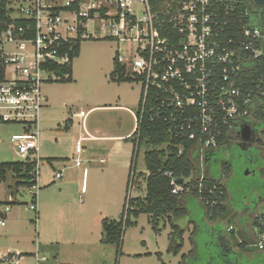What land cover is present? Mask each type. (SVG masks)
Listing matches in <instances>:
<instances>
[{
  "label": "built area",
  "instance_id": "2783aa9c",
  "mask_svg": "<svg viewBox=\"0 0 264 264\" xmlns=\"http://www.w3.org/2000/svg\"><path fill=\"white\" fill-rule=\"evenodd\" d=\"M136 2L141 6L140 17L131 10ZM0 3V124L23 125V134L12 136L10 147L18 162L33 164L28 193L32 196L29 209L34 212L39 116L47 101L41 87L67 80L66 69L83 41L116 39L136 44L127 57L117 50V62L124 67L125 76L141 83L136 127L150 97L154 98L151 111L163 115L171 134L191 142L199 181L206 176V158L222 148L233 132L246 125H264V75L245 88L240 77L244 65L262 56L264 34L245 26L235 33L234 0H160L157 10L150 0ZM79 116L85 120L87 113L81 111ZM82 142L75 143L76 167L82 164ZM54 177L59 180L62 174ZM134 177L132 172L129 193ZM170 186L173 195L182 190L174 179ZM129 198L128 194L126 208ZM255 229L254 246L264 251V232ZM226 232H233V227H226ZM44 261L45 257L35 259L36 264Z\"/></svg>",
  "mask_w": 264,
  "mask_h": 264
},
{
  "label": "rangeland",
  "instance_id": "374dc122",
  "mask_svg": "<svg viewBox=\"0 0 264 264\" xmlns=\"http://www.w3.org/2000/svg\"><path fill=\"white\" fill-rule=\"evenodd\" d=\"M242 1L249 6L251 11H255L258 8L251 0ZM131 10L138 17L142 14L141 6L138 2L132 5ZM128 36L129 35H127V37ZM135 48L136 44L131 40L118 41L116 39H101L83 41L79 46L78 56L72 61V80L70 82H51L42 85L41 93L47 101L46 105L42 107L39 116L38 181L34 190L36 192V202L38 201L39 211L37 232L40 231L41 237H38L34 231V225L30 221L34 220L36 214L29 209L32 196L28 193V187L19 188L17 199L20 203L26 204H19L17 207L12 205V208L17 210L19 218L24 220L27 224L29 234L25 236V238H20L12 234L11 236H6L5 239L2 237L3 234L0 227V247L8 244L21 246L27 243L29 248H23L22 250L31 252L33 250L32 246H36L35 243L37 241L42 246L54 241H63L64 238L58 240V232L64 233L67 226L64 222L60 224L58 219L56 220V217H54L53 220V217L50 216L54 215V213L56 214V207L54 208V206L56 205L55 202H57L56 197H59L60 193H62L60 189L63 191L66 187H69V193L66 194L64 204L68 203L71 212L70 215H72L70 218L73 219L76 218L77 215L76 209L80 196L86 205L93 206L95 202L103 197L97 189H103L105 186H109L113 189L115 188V178L110 180L109 175L103 178L99 174H95L100 168V165L95 162H93L92 166L97 168L87 175L86 195L79 189V185L81 184L79 178L80 170L74 172L73 179L71 180L68 178L70 172L66 171L64 168L63 177L61 179H53V175L57 169L64 167L62 164L65 166L70 164L68 163L70 162L68 158H70L69 153H71L70 149L72 147L71 135H68V132L64 129L69 117L72 118L74 124L79 127L80 121L76 119L75 116L80 118V111L87 113L94 107H113L122 105L131 108L135 114H137L141 94V83L138 81L115 83L109 80L113 72V58L115 52L118 50L123 57H127L130 50L134 52ZM75 79L76 82L74 81ZM86 120L90 128L103 125L102 127L107 131H117V129L120 131L119 129H122V127L128 128L132 126V120L130 118L127 119V115L117 109L116 111H91V113L87 115L85 122ZM74 132H78V129H74ZM21 134H23V125L21 124H0V163L18 162V157L10 147V139L12 136ZM131 143H133V141H131ZM149 147L142 141L139 146L136 145L134 148L130 166V172L135 174L133 182L134 187L130 193L129 190H126L125 198L128 194L132 200L137 197L142 198L145 195V183L140 179L139 174L147 173L144 156L145 152L149 150ZM88 151H90L88 146L86 147L82 142V153L80 155L82 161L86 160V158L88 160L90 157L97 160L99 159L100 156L98 155V151L94 152V150L90 156ZM49 164L52 165L50 166ZM86 165L89 166V163ZM213 170L217 171L214 165ZM246 170L247 167L244 165H232L231 172L225 179H222V183L227 181L229 186L226 204L228 205L232 197V203L230 205L232 206L234 203L237 205V208L241 207L237 210L244 208V197H264V186L261 185V181L257 180L252 174L248 173V175H246ZM130 172L129 176L131 174ZM204 172L206 173V170ZM193 176L194 173L191 174L189 179ZM262 176L264 178V175ZM128 179L130 180L131 178L129 177ZM46 180H50V183H54L46 188L40 187L39 182L42 183ZM67 180L72 184H67L62 187ZM107 180H109V182ZM2 184L4 194L7 183L5 182ZM254 185H257L258 188H253ZM253 190H256V195L252 193ZM251 193L254 194L252 197L250 196ZM5 197V195H2L1 199H5ZM43 198H48L50 203L55 204H53V206L51 205V207H43L41 205ZM247 207L248 206L245 204V208ZM62 209L65 210V207ZM120 209L121 208H119V211ZM233 211H230L225 220L220 222L222 227L226 228L225 222L228 225L227 227L233 225V241H249L248 238H250L256 244L257 230L253 227V222L255 217L264 214V201L260 199L257 208L251 212L246 209L244 212ZM114 217L117 218V216ZM127 218V225L126 220L124 221L123 218H118L119 221L123 219L122 228H124L121 255L117 257L118 249L115 245L106 247L99 245L96 250L91 249L88 251L87 264H177L179 256L187 253V251L191 249L189 239H187V237H190L188 236L189 233L187 230L182 236L185 244L180 250V254L178 253V256H174L173 243L171 237H168L172 229L166 221H159V232L157 233L153 231L148 224L147 215L140 214L136 217L130 211L128 212ZM175 221H177L175 224L178 223L177 225L179 227L181 226V229H186L184 228L187 225V219L185 217H181ZM203 237L204 238H201L197 244L198 251L205 260L206 247L204 245L208 242V238L207 236ZM53 248L54 247L45 248L39 252L40 256L46 258V261L40 264L63 263V258L60 257L58 259ZM62 251L64 253H69L70 249L62 247ZM0 264L3 263L0 262ZM22 264L36 263L31 256H27Z\"/></svg>",
  "mask_w": 264,
  "mask_h": 264
},
{
  "label": "trees",
  "instance_id": "16d2710c",
  "mask_svg": "<svg viewBox=\"0 0 264 264\" xmlns=\"http://www.w3.org/2000/svg\"><path fill=\"white\" fill-rule=\"evenodd\" d=\"M159 1L150 0L153 9L157 10L159 8ZM1 4L0 11L2 8ZM232 14L234 20L233 28L236 34L244 26L257 28L264 34V7H258L255 11H251L244 1L234 0ZM78 54L79 47L74 58ZM242 69L240 77L244 88L251 86L252 82L257 81L261 74L264 75V45L262 56L252 64L244 65ZM66 70L69 77L65 82H70L72 65ZM109 80L115 83L136 81L125 76L124 67L117 62V51L114 54L113 72ZM153 101L154 98L150 97L142 119L137 124L133 134L135 146H139L142 141L148 147L150 146L144 156L147 174H139L140 179L145 183V195L143 198L133 200L129 198L127 208L126 197L120 218H123L124 221L126 220L127 225L128 212L131 211L136 217L140 214H145L148 216V223L151 229L157 233L159 232V221H166L172 229L170 237L177 243L175 254L179 253L182 248L183 234L188 226H192L189 237L192 249L187 255H182V262L179 264H264V251H258L252 239L248 238L249 241L241 242L233 241L231 236L233 232L227 233L220 224L230 211L235 210L238 212L240 210L237 209L241 208H237L234 203L232 208L230 205L232 197L228 205L226 204L229 186L227 181L222 183V179H225L231 172L232 165L222 159V149L220 148L211 153L210 162L206 163L209 176L206 173L205 178L199 181L195 176V165L190 154L192 149L191 142L169 132V126L164 122L163 115L157 116L154 114L155 112L151 111L152 106L155 105ZM140 106L141 100L138 103L137 118L140 116ZM151 115H154V119H151ZM64 128L67 129V126ZM179 147H182V154H179ZM215 158H219L220 161L214 162ZM213 165L215 169L217 168V171L213 170ZM32 169V163H0V182L4 180L6 172L11 171L15 178L20 181L18 185L29 187L32 185L29 175ZM192 173H194V176L189 179ZM255 177L264 186V178ZM171 179H174L177 185L182 188L177 195L171 194ZM187 179L189 180L186 181ZM128 185L129 179L127 189ZM256 187L257 185H254L253 188L257 189L258 187ZM252 193L256 195L257 192L253 190ZM252 193L250 194L251 197L254 195ZM249 200L250 198L244 197V208L245 203ZM261 200L264 201V197ZM212 202H215V204L212 205ZM181 217L187 219L186 229H181L175 224V220ZM123 219L122 221L108 219L102 221L103 236L101 243L117 246V257L121 255L120 250L124 234V228H122ZM253 227L258 228L259 232H264V214L255 217ZM203 236L208 238V242L204 245L206 247L205 260L201 257L197 244L201 238H204Z\"/></svg>",
  "mask_w": 264,
  "mask_h": 264
},
{
  "label": "crops",
  "instance_id": "0c3cea01",
  "mask_svg": "<svg viewBox=\"0 0 264 264\" xmlns=\"http://www.w3.org/2000/svg\"><path fill=\"white\" fill-rule=\"evenodd\" d=\"M72 80V75H71ZM76 82V79L74 80ZM119 110L127 115V119L132 120V126L128 128L122 127V129H119L120 131H107L105 130L101 125L100 126H93L89 127L88 122L86 120L78 118V116H75L76 119L80 121V126L77 127L76 124H74V120L72 118L67 119V129L65 131L68 132V135H71V143L72 147L70 149V158H68V164L67 166L63 165L64 167L57 169L53 175V179H55L56 173H61L63 177V171L66 169V171H69L68 178L71 180L73 179L74 172L80 170V181L81 184L79 185V189L83 192L84 195L87 194V175L94 171L97 167H93V162L96 164L98 163L100 165V168L98 169V172H95V174H99L103 178L110 176V180L115 178L116 186L115 188L106 187L101 189H97L98 192L103 195L102 199L95 202L94 205H86L84 203L83 199L81 198L79 194V202L77 204V215L76 218H70L72 215H70V209L68 203L64 204V201L66 199V194L69 193V187H66L63 191L60 189V196L56 197L57 202L54 208L56 207V214L50 215L51 217H56V220L58 219V222L60 224L62 222L65 223L67 226L64 233L58 232V240L63 241H54L50 243H46V245L42 246L38 241L35 243L36 246H32L33 250L31 252L23 251V248H29L27 243H24V245H12L8 244L6 246L0 247V262L3 264H22L27 256H31L34 260L38 256V258L44 257L40 256L39 252L45 248H51L54 247V251L56 252V256L59 259L60 257L63 258L62 264H87V256L89 255L88 251L91 249L96 250V248L100 246H112V245H105L101 243V239L103 236V229H102V221L105 219L108 220H115L118 221L119 217L121 216V213L123 211L124 206V200H125V192L127 190V182L129 178V172L131 170V157L134 154V148L135 144L134 142L131 143L134 139V131L136 129V114L135 112L126 106H113V107H94L90 109L87 112V115L91 113V111H108V110ZM81 112V111H80ZM83 112V111H82ZM78 129V132H74V129ZM78 140H82L85 146H88L89 156L92 155L93 151L99 152V159L89 158L87 160H81L82 164L79 167L74 166L73 160L75 159V143ZM86 150V148H85ZM96 155V153H95ZM81 159V158H80ZM225 160L224 158H222ZM88 161V162H87ZM220 161L218 159H214V162ZM210 160H208L207 163H209ZM73 163V164H72ZM89 163V166L86 164ZM50 166L52 164H49ZM92 166V167H91ZM64 168V169H63ZM205 170L207 175L208 168L206 169V162H205ZM117 173V175H116ZM131 173V172H130ZM205 173V174H206ZM147 174V173H146ZM118 176V177H117ZM61 177V178H62ZM109 182V180H107ZM7 183L6 190L3 194V184ZM22 182V181H21ZM71 182V181H70ZM20 184V181L17 180L14 176V174L11 171L6 172L4 176V180L0 182V221H3V225H0L1 232L3 234L2 237L6 239V236L16 235L18 237L25 238L29 233V229L27 228V224L24 220L19 218L18 212L16 209L12 208L13 206H18L19 204H26V203H20V201L17 199L19 195V188H25L26 185H18ZM54 182L50 183V180L43 181L42 183L39 182V186L46 188L52 185ZM111 183V182H110ZM69 183L67 180L62 187L66 186ZM40 189V188H39ZM116 189V191H115ZM5 195V199H1V196ZM87 197V196H86ZM144 197V196H143ZM142 197V198H143ZM140 198V197H137ZM136 199V198H134ZM40 203V202H39ZM55 203H50L48 198H43L41 205L43 207L46 206H53ZM37 211L35 212L36 217L34 220H30L31 223L34 225V231L38 235V237H41L40 231L37 232L38 224L37 221L39 219V211H38V201L36 202ZM9 208L8 211L4 214V208ZM65 207V210L62 208ZM119 208L120 211H119ZM235 212V211H233ZM114 216H117L115 218ZM177 222V221H176ZM149 224V223H148ZM178 224V223H176ZM225 226L227 227V223L225 222ZM181 227V226H180ZM233 227V225H231ZM187 228V225L184 227ZM234 228V227H233ZM226 231V228H224ZM188 236H190V232L192 231V226H188L187 228ZM232 236V235H231ZM170 237V234L168 235ZM189 239V237H187ZM183 245L185 244V241L182 237ZM171 241L173 243V251L174 256H178L181 251H179V254H175V248L177 246V243L174 239L171 238ZM49 242V241H45ZM34 243V241H33ZM42 247V248H41ZM62 247H66L70 249L69 253H64L62 251ZM191 247V245H190ZM181 248V249H182ZM192 249V247H191ZM190 249V250H191ZM122 250V245H121ZM120 250V251H121ZM189 250V251H190ZM187 253L181 254L179 256L178 263H181V257L182 255H187ZM122 253V252H121ZM128 255V254H127ZM30 259V258H28ZM45 262V261H44ZM42 263V262H40ZM39 263V264H40Z\"/></svg>",
  "mask_w": 264,
  "mask_h": 264
},
{
  "label": "flooded vegetation",
  "instance_id": "af4514ba",
  "mask_svg": "<svg viewBox=\"0 0 264 264\" xmlns=\"http://www.w3.org/2000/svg\"><path fill=\"white\" fill-rule=\"evenodd\" d=\"M222 156L226 162L231 165H244L247 167L246 175L263 177L264 172V125L254 124L251 126L250 140L248 142L241 141L239 130L231 134L225 145L221 148ZM211 156L206 158V163ZM260 197L250 198L245 204L248 206L238 212H244L245 209L253 211L260 203Z\"/></svg>",
  "mask_w": 264,
  "mask_h": 264
},
{
  "label": "water",
  "instance_id": "95a60500",
  "mask_svg": "<svg viewBox=\"0 0 264 264\" xmlns=\"http://www.w3.org/2000/svg\"><path fill=\"white\" fill-rule=\"evenodd\" d=\"M257 7H264V0H251ZM251 127L243 126L239 130L241 141L248 142L250 140Z\"/></svg>",
  "mask_w": 264,
  "mask_h": 264
}]
</instances>
